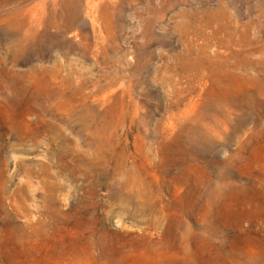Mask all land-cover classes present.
<instances>
[{"label":"rangeland","instance_id":"1","mask_svg":"<svg viewBox=\"0 0 264 264\" xmlns=\"http://www.w3.org/2000/svg\"><path fill=\"white\" fill-rule=\"evenodd\" d=\"M0 264H264V0H0Z\"/></svg>","mask_w":264,"mask_h":264},{"label":"bare ground","instance_id":"2","mask_svg":"<svg viewBox=\"0 0 264 264\" xmlns=\"http://www.w3.org/2000/svg\"><path fill=\"white\" fill-rule=\"evenodd\" d=\"M165 1H166V4L168 6H170V5L173 4V0H165ZM103 9H104V12H107L108 11V13H106L107 17H109L110 14H111V16L112 15H115L114 12H110L108 10L109 9L108 5L103 6ZM72 10H75V6H74V4H69L68 7H67V13H64V14H62L60 16H58V15L57 16H54L53 15L52 17H50V19L48 21V24H47V27L54 26V25L56 26L57 25L58 27L60 26L61 28H70L71 29V28H75L76 26H78V20L76 19L75 15H73ZM219 11L220 12H223L224 17H226L228 19H231L232 18V15L229 14V10H228L227 6L223 5L220 8ZM202 12L203 11H201V13ZM182 15L185 18V12H183ZM214 15H216V14H214ZM217 19L218 18L216 17L215 20L217 21ZM35 22L36 21H34L33 19L30 18L28 24H35ZM14 25H18V24L17 23L15 24V22H14ZM35 25L38 27L40 25V23H37ZM29 29H30L29 28V25H28L27 29L26 28L24 29V33H26V34L28 33V35L25 38V40L28 41V42L34 38V34H35V33L31 32ZM111 38H113L112 35H111ZM34 83H35V85L38 84V82H36V81ZM27 88H28V86L26 85L25 86V90L26 91L28 90Z\"/></svg>","mask_w":264,"mask_h":264}]
</instances>
